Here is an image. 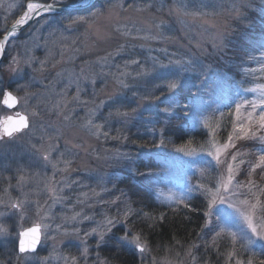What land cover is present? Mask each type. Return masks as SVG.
Listing matches in <instances>:
<instances>
[{"label":"rangeland","instance_id":"374dc122","mask_svg":"<svg viewBox=\"0 0 264 264\" xmlns=\"http://www.w3.org/2000/svg\"><path fill=\"white\" fill-rule=\"evenodd\" d=\"M66 1L60 0V3L65 5ZM80 1L76 0V3ZM26 3L27 0H0V40L22 14V6ZM181 5H186L189 11L207 15L198 18L184 16L177 11ZM237 11L245 17L243 21L236 18ZM78 17L86 19L68 27L69 19ZM124 32L130 35L125 36L122 34ZM145 36L151 38L144 39ZM221 37L223 45L214 47V43L220 45ZM120 45H124V48L117 52ZM262 45L264 0H96L87 12L48 15L35 20L9 40L0 61V71L12 57L20 60L24 71L11 78L5 72L0 79V90L11 91L18 100L16 108L7 110L2 105L3 93L0 91V121L22 114L28 117L31 127L15 134L14 138L0 140V201H3L0 212L11 213V204L25 199L22 193L27 194L30 206L24 213L0 216V226L9 229L7 235H0V264H65L61 257H69V264L71 257L78 258L77 264H101L102 261L110 264L107 255L114 251H135L123 243L118 248L116 238L125 229L133 228L130 220L138 216V208L144 201L147 207L179 208L195 197L203 211L198 226L200 231L193 236L190 244L158 258L147 247L140 264H229L227 253L232 249L231 237L226 231L214 243V232H201L200 226L205 219L211 222L216 231L224 227L236 232L238 238L243 237L235 245L236 249L243 253L245 259L255 253V264H259L260 259H264V248L260 246L262 242L258 241L251 252L242 247L246 243V234L251 236V232L235 211V208L241 207L240 200L248 198L254 203L255 197L247 187L234 189L245 194L239 197L225 192V203H215L212 216L204 217L211 197L203 188L214 190L221 172L227 175V165L216 166L207 151L213 135L215 141L222 145L233 132L235 104L242 97L252 100L258 95V92L249 93L243 89L264 85V60L259 59L264 53ZM104 57H107L106 61L101 60ZM133 59L138 60L139 64H129L125 68V62ZM189 60L192 62L188 63ZM25 61H30V65ZM41 61H46L43 69ZM154 61L162 64H169L170 61L184 63L165 69L157 65L153 70ZM142 70L151 74L133 79ZM118 71L131 73L127 82L132 88L119 98L120 104L126 108L135 107L138 102V97H132L133 91L141 96L150 92L158 96L161 91L165 95L155 105L146 104L126 126L113 119L104 124L100 133H96L95 129L90 130L85 126L88 109L94 105L72 102V97L77 94V78L81 90L80 101L95 99L98 103L108 93L119 91L113 77V73ZM172 80H177L178 86L167 92L165 85ZM25 84L30 87L18 91L19 86ZM158 84L160 88L155 87ZM186 84H191L189 91H184ZM26 91L35 94L27 102L22 99ZM183 93H190L189 103L184 100L186 95L182 96ZM62 98L68 101V106L58 113L52 105ZM182 103H188L189 115L196 124L204 128L202 122H209V127L204 128L207 136L202 142L178 147L168 145L170 148L127 149L124 137L135 129L137 119L143 118L141 122L150 123L163 117L162 121H167L174 112H179L178 107ZM109 107L111 105L103 108L99 115L106 116ZM165 107L171 111L165 113L158 110ZM37 111L39 115L33 116V112ZM247 111L241 109V115L246 116ZM143 113L149 117L144 118ZM223 113H228L230 117L225 127L227 130L221 136L224 129L220 119ZM65 115L69 117L67 120L64 119ZM94 122L104 123L102 118H96ZM168 124L164 122L161 127H166L164 133L173 132L171 129L176 128L173 124L170 128ZM252 130L255 131V128ZM104 132L108 133L107 137L103 135ZM257 135H264V132ZM49 137L59 138L50 140ZM152 138L154 136L149 134V139ZM156 142L158 144L160 139ZM235 143L236 148L230 151L235 153L238 150L240 155L235 161L231 156L227 160L243 170V174L239 171L236 173V180L246 184L248 179H252L257 185L253 191L258 192L259 188L264 187L261 169H257L251 177L248 171L258 161L256 149L262 145L259 140L253 139ZM49 144L59 146V150L53 153V160L63 152V159L71 161L66 171L55 176V180L61 181L57 187L62 189L60 196L63 198L57 203L52 202V194L44 183L45 178H51L53 173L51 164H46L42 159ZM181 147L185 151H177ZM117 154L128 158H119ZM149 157L151 161H147ZM139 159L143 160L145 167H140L137 163ZM221 159H224L223 155ZM240 160L245 163L240 164ZM59 167L64 168V164ZM20 175L28 178L22 188L17 184ZM181 197H184L183 201L178 202ZM37 201L41 205L39 215ZM261 201L264 202V194ZM230 203L233 207L229 206ZM129 209L131 215L124 222L123 214ZM75 213H81L77 221L66 220ZM20 215L26 219L21 220ZM84 216L91 219L85 220ZM260 216L258 212L257 223ZM106 217L118 218L122 223L106 237V243L97 248L98 236L85 237L84 233L90 232ZM34 223L49 227L42 229L41 241L35 253L19 254L17 234ZM57 225L61 227L57 229ZM76 228L80 229L78 237L63 234ZM83 240L90 248L87 262L81 256ZM199 243L202 245L200 253L197 252ZM211 251L213 257L210 256ZM136 254L141 257L140 253Z\"/></svg>","mask_w":264,"mask_h":264},{"label":"snow or ice","instance_id":"6c2138e0","mask_svg":"<svg viewBox=\"0 0 264 264\" xmlns=\"http://www.w3.org/2000/svg\"><path fill=\"white\" fill-rule=\"evenodd\" d=\"M60 5V0H52L51 3L48 0H27V3L23 5V12L19 16L18 19L15 20V23L12 25L11 29L6 30V34L2 40H0V51H6V45L10 37H14L17 34L18 30H22L23 27L29 25L34 20H39L43 18V16L51 14L58 10ZM115 6V5H114ZM148 7H151L149 5ZM178 12L182 13L184 16H191L193 18H198L206 13H200L196 11H189L186 5H181L180 8L177 9ZM93 15H96L94 13ZM238 20L243 21L245 17L237 11ZM85 17H78L76 19H69L68 27L72 25H76L85 20ZM157 27H161V25H157ZM119 30V29H117ZM137 31H140L137 29ZM125 36L130 35L129 32L122 33ZM144 39H148L151 37L145 36ZM223 45V37H221L220 45L214 43V47H220ZM264 47V45H262ZM124 48V45H120L117 49V52L121 51ZM250 59H257L255 57H250ZM260 60H264V53L259 57ZM101 60L106 61L107 57L101 58ZM192 61L189 60L188 63ZM25 64L30 65V61H25ZM184 63V61H170L169 64H162L159 61H154L153 70L158 65L159 68L165 69L171 67L173 64L179 65ZM41 69L44 68L46 61H41ZM129 64H139L138 60H130L125 62V68L128 67ZM24 71L23 67H21V62L17 57H12L9 64L0 71V79L3 78V74L6 72L9 75V78L18 76ZM151 73L147 70H142L136 74V77L133 79H139L143 76H148ZM59 75V73L57 74ZM131 76V73L127 71H118L117 73H113V77L116 80V84L118 85L119 91H113L108 93L104 98L99 99L97 103L95 99L91 101H80V87H79V77L77 78V94L72 97V102L75 103H84L85 105L91 103L94 106L88 109V118L85 120V126H87L90 130L95 129L96 133H100L101 129L104 127V124H107L109 121L116 119L118 122L122 123V125L126 126L135 116L139 113L140 109L143 108L146 104L155 105L157 101H159L164 95L165 92L161 91L160 95H154L153 93H147L145 95H139L137 92H132V97L137 98L138 102L135 107L126 108L123 104H120L119 98L124 96L127 91L132 88V85L129 84L128 78ZM246 82V81H244ZM93 84H95V80H93ZM178 86L177 80H172L166 83L165 87L167 92H171L176 89ZM30 85L25 84L21 85L18 88L19 90H24L29 88ZM156 88H160L161 85H155ZM3 93V103L9 107L14 106L17 103V98L14 97L11 91L0 90ZM245 92L249 93H257L255 99L249 100L247 98H241L240 102L235 104V119L233 120V132L230 133L227 137V140L221 145L215 141V137L213 135L212 143L207 151V155L212 157L215 161L216 166L223 167L225 164L227 165L226 172L227 175H224L221 172L220 176L217 178V182L215 185V189L211 188H203V191L206 192L211 198L208 199L207 202V210L204 211V217H211L213 214V205L217 202L225 203V196L223 193H230L234 197H239L245 195L240 191H234V189H241L244 187L248 188L249 193L255 197V202H251L248 198L242 199L239 201L241 207L235 208V211L238 215L244 220L247 224L248 229L251 232V236H247L246 234V243L242 245V247L248 251H252V247L257 244V242H262L260 246L264 248V202L261 201V195L264 194V187L258 189V192H254L253 189L257 188V185L252 179H248L247 183H241L236 180V173L239 171L240 174H243V170L239 169L238 166H234L232 163L228 162L227 157L231 156L233 161L237 160V157L240 155L239 151L233 153L230 150L236 148V141L253 139L259 140L262 147L256 149L259 153L258 161L255 164H252L249 171L248 176L251 177L252 174L256 173L257 169H261V176H264V135H257L258 132H264V85H260L257 88H245L243 89ZM34 93L25 92L24 97L22 99L27 102L30 98L34 97ZM63 104V108L61 107ZM106 116H100L101 110L106 106H110ZM68 106V101L66 99L58 100L55 104L52 105L57 112H62ZM251 109L247 111V109ZM241 109H245L247 111L246 116L241 115ZM161 112H170L171 109L168 107L158 109ZM39 112H33V116H38ZM187 115V113H185ZM69 117L67 115L64 116V119L67 120ZM96 118H102L104 123L96 124L94 120ZM204 128L209 127V122L207 120L203 121ZM31 127L28 117L17 114V117L14 119L13 117H7L5 121H0V140H3L5 137L14 138L15 134H20L24 130L29 129ZM255 128V131L252 129ZM155 132V128L152 129ZM166 131V127L161 129V134L163 137V133ZM215 129H213L214 133ZM103 135L105 137L108 136L107 132H104ZM59 137H49V139H58ZM125 140L128 137H124ZM142 147L144 145H141ZM165 146V140L163 138L160 139V142L157 144L153 142V147L160 148ZM59 150L58 145L49 144L47 149L44 152L42 157L43 161L46 164H51L53 173L51 178H45V187L49 188L51 192V199L53 203L60 202L63 198L60 196V192L62 189H58V185L61 181L55 180V176L59 172L66 171L70 166L71 161L64 160V153L61 152L60 155L53 160V153ZM177 151H185L184 147L178 148ZM119 158L127 159L126 155L117 154ZM224 156V159H221V156ZM240 164L245 163V161L240 160ZM64 164V168H60L59 165ZM28 181V178L25 175H20L17 181V184L22 188ZM50 185V187H49ZM67 186V185H66ZM203 187V186H200ZM196 189H190L189 191H195ZM7 191V190H6ZM25 196V199L17 200L15 203L11 204V209L13 210L11 213H3L0 212V216L4 215H16L24 213L28 210L30 206V202L27 199V194L22 193ZM184 197H181L178 202H182ZM3 203V201H0ZM187 206V205H185ZM230 207L233 205L230 203ZM41 205L39 201L36 202L37 214L39 215ZM260 213L261 216L258 218L260 220L259 223L256 222L257 213ZM131 215V210L125 211L123 214V220L126 222ZM147 215V214H145ZM81 216V213H75L73 216L66 218V220L77 221L78 217ZM20 219L24 220L26 217L24 215H20ZM43 219V218H41ZM83 219L90 220L91 217L84 216ZM122 221L118 218H105V220L101 223H98L95 228H93L90 232H85V237H90L93 234L98 236L96 241L97 248L101 247L104 243H106V237L109 236L113 229L120 225ZM49 226L43 223H34L33 226L24 228L19 231L17 234L18 237V251L19 253H27L34 252L37 249L38 244L41 241V232L42 229H47ZM61 226L57 225V229ZM201 232L205 230L209 232H214L213 242L215 243L219 238L222 237V234L227 231V234L231 237L232 240V249L227 253V259L229 264H255L256 254L252 253L247 259L244 258L243 253L239 252L235 245L239 242V239H244L243 237L238 238L237 233L226 230L224 227H220L219 231H216L212 226L211 222L205 219L204 223L200 226ZM9 229L4 226H0V235H7ZM80 229L76 228L72 232L65 231L63 234L65 236H79ZM117 247H120V244L123 243L125 245L131 246L136 252L141 254V260L144 259L143 254L147 251V243L143 236V231H138L133 233L131 229H125L123 234L119 235L117 238ZM81 243L84 244V247L81 250V256L84 258L85 262L89 257L90 248L87 245V241L83 240ZM65 264H69V257H61ZM77 257H71V264H77ZM195 259V257H193ZM101 264H107L106 261H102ZM259 264H264V259H260Z\"/></svg>","mask_w":264,"mask_h":264},{"label":"trees","instance_id":"16d2710c","mask_svg":"<svg viewBox=\"0 0 264 264\" xmlns=\"http://www.w3.org/2000/svg\"><path fill=\"white\" fill-rule=\"evenodd\" d=\"M74 3H76V0H68L64 4L66 5ZM60 5L62 4L60 3ZM189 86H191V84H186V86H184V91H189ZM189 94L190 93L182 94V96H187L183 98L188 103L191 99ZM188 103L187 105H184L185 103L180 104L178 107L179 112H174L172 117H169L167 121H162L161 118L163 117H158L156 118L157 120L155 122L153 121L150 123L141 122L144 121L143 118L137 119L138 121L134 122L135 129L129 132L128 139L125 142L127 149L134 150L136 147H142L141 145H144V148H150L153 147V142L157 143L156 141L161 138L165 140L166 148H170L168 145H172V147H178L184 145H196L198 142H202L207 136L206 130L202 127V125L196 124L192 116L189 115ZM223 108L226 109V106H223ZM185 113H187V115H185ZM142 115L145 116L144 118L149 117L147 113H143ZM229 117L230 116L228 113L222 114L220 124L224 130L221 129V136L224 135L225 131L227 130L225 127L228 125ZM164 122L169 123L168 125L170 128L172 124L175 125L176 128L171 129L173 132L163 133L162 137V134L160 133ZM154 127H157L155 132L152 131ZM149 134H152L154 139H149ZM147 161H151L150 157ZM142 162V159L137 161L140 167H145L142 165ZM197 201L198 198H191L190 201L187 200V202H185V205L187 206L184 205L179 208H170L158 205L147 207V204H145L144 201V204L138 208V216H135L130 220L133 222V224H131L133 226V228L131 227L132 232L136 233L137 231H143V236L146 240L147 247L149 251L154 253L153 255L156 258L167 253L176 252L178 249L182 250V248L187 247V245L190 244L193 236L198 234L200 231L198 226L201 224L200 218L202 216L203 210L200 206H198L200 203H197ZM199 245L200 247L198 248L200 249H198V253H200L202 250V245L200 243ZM107 256V260L110 261V264H140L139 261L141 259L140 256L136 254V251L126 252L121 250L117 252L116 250ZM210 256H214L212 251Z\"/></svg>","mask_w":264,"mask_h":264},{"label":"water","instance_id":"95a60500","mask_svg":"<svg viewBox=\"0 0 264 264\" xmlns=\"http://www.w3.org/2000/svg\"><path fill=\"white\" fill-rule=\"evenodd\" d=\"M95 1L96 0H82V1H80V2H77V3H75V4H69V5H59V7H58V10L57 11H55V12H53V13H51V14H48V15H60V14H80V13H83V12H87V11H89L92 7H93V5H94V3H95ZM48 15H45V16H48ZM44 17V16H43ZM35 21V20H34ZM33 21V22H34ZM15 23V22H14ZM13 23V24H14ZM32 23V22H31ZM30 23V24H31ZM12 24V25H13ZM12 25L7 29V30H9V29H11V27H12ZM26 27V26H25ZM25 27H23V29L25 28ZM22 29V30H23ZM22 30H18L17 31V34L18 33H20ZM6 34V33H5ZM5 34L3 35V37L1 38V40L4 38V36H5ZM16 34V35H17ZM15 35V36H16ZM14 36V37H15ZM14 37H10L9 38V40H11L12 38H14ZM9 40H8V42H9ZM3 55H4V51H0V61H1V59H2V57H3ZM15 97V96H14ZM2 105L7 109V110H13L14 108H16V106L18 105V100H17V103L14 105V106H12V107H9V106H7V105H5L3 102H2ZM19 115H22V114H19ZM23 116H25V115H23ZM14 119L17 117V115L16 116H12ZM6 120V119H5ZM5 120H2V121H5ZM5 138H7V137H5ZM31 227V226H30ZM40 244V243H39ZM39 244H38V246H37V249H36V251L38 250V247H39ZM36 251H34V252H27V253H35ZM17 252L19 253V251H18V241H17ZM19 254H21V253H19ZM24 254V253H23Z\"/></svg>","mask_w":264,"mask_h":264}]
</instances>
